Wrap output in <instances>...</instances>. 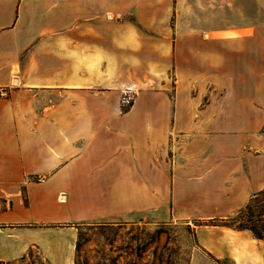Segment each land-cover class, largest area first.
I'll return each instance as SVG.
<instances>
[{
    "label": "crops",
    "instance_id": "crops-1",
    "mask_svg": "<svg viewBox=\"0 0 264 264\" xmlns=\"http://www.w3.org/2000/svg\"><path fill=\"white\" fill-rule=\"evenodd\" d=\"M185 6L0 0V262L36 247L51 264H76L81 224L144 211L164 215L189 194L168 177L182 147L167 143L181 134V117L197 125L210 108L184 113L159 86L222 90L231 79V54H239L241 117L264 114V0H241L240 27L203 34L192 15L186 19ZM128 88L137 97L125 109ZM170 150L176 163L167 158ZM195 158L190 154L184 165H197ZM248 170L246 181L261 191L264 167ZM210 228L212 234L200 235L215 256L264 264V239L251 230Z\"/></svg>",
    "mask_w": 264,
    "mask_h": 264
},
{
    "label": "rangeland",
    "instance_id": "rangeland-1",
    "mask_svg": "<svg viewBox=\"0 0 264 264\" xmlns=\"http://www.w3.org/2000/svg\"><path fill=\"white\" fill-rule=\"evenodd\" d=\"M185 4L186 19L192 15L193 28L201 34L213 28L241 26V0H185ZM231 58V79L222 90L215 86H182L178 90L173 82L159 86L167 100L176 103L184 113L210 108L199 113L197 125L195 120L181 117V134L174 133L167 143L173 148L179 142L182 147L177 155L179 165L171 162L167 168L171 181L189 189V194L184 195L187 197L177 198L176 208L170 205L164 215L144 211L116 222L81 224L76 264H241L235 257L215 256L200 235L213 233L212 219L220 226L235 228L222 219L237 217L260 192L246 181V176L249 167H264V126H260L264 114L241 117V67H237L241 55L231 54ZM131 94L134 104L137 93L134 90ZM220 94L225 95L222 101ZM211 99L215 100L213 105ZM160 102L166 108V100L161 97ZM132 105L123 107L128 109ZM175 154L170 150L167 158L176 163ZM190 154L196 156L197 165H184ZM209 201H217L219 206L209 208ZM211 215L214 217H208ZM261 248L264 254V246ZM0 264L51 263L35 247L21 259Z\"/></svg>",
    "mask_w": 264,
    "mask_h": 264
},
{
    "label": "trees",
    "instance_id": "trees-1",
    "mask_svg": "<svg viewBox=\"0 0 264 264\" xmlns=\"http://www.w3.org/2000/svg\"><path fill=\"white\" fill-rule=\"evenodd\" d=\"M222 220L231 223L236 229L251 230L257 238L264 239V190L256 194L237 217ZM217 222L216 219H212L210 223L218 225Z\"/></svg>",
    "mask_w": 264,
    "mask_h": 264
},
{
    "label": "built area",
    "instance_id": "built-area-1",
    "mask_svg": "<svg viewBox=\"0 0 264 264\" xmlns=\"http://www.w3.org/2000/svg\"><path fill=\"white\" fill-rule=\"evenodd\" d=\"M134 90L132 88H128L124 91L123 98H122V103L125 106L132 105L134 97L132 96V92Z\"/></svg>",
    "mask_w": 264,
    "mask_h": 264
}]
</instances>
